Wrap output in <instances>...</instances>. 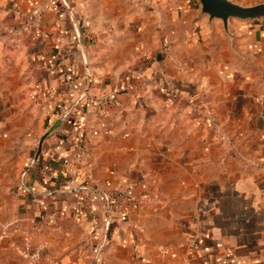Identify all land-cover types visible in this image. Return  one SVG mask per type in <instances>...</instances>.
Masks as SVG:
<instances>
[{
  "label": "crops",
  "instance_id": "0c3cea01",
  "mask_svg": "<svg viewBox=\"0 0 264 264\" xmlns=\"http://www.w3.org/2000/svg\"><path fill=\"white\" fill-rule=\"evenodd\" d=\"M9 224L0 264H264V18L0 0Z\"/></svg>",
  "mask_w": 264,
  "mask_h": 264
},
{
  "label": "water",
  "instance_id": "95a60500",
  "mask_svg": "<svg viewBox=\"0 0 264 264\" xmlns=\"http://www.w3.org/2000/svg\"><path fill=\"white\" fill-rule=\"evenodd\" d=\"M198 2L200 4L201 13L206 14L210 20H220L225 29H227L229 19L253 20L264 18V3L243 7L229 0H198ZM57 124L58 123H56V125ZM43 138L44 137L39 140L38 148Z\"/></svg>",
  "mask_w": 264,
  "mask_h": 264
},
{
  "label": "built area",
  "instance_id": "2783aa9c",
  "mask_svg": "<svg viewBox=\"0 0 264 264\" xmlns=\"http://www.w3.org/2000/svg\"><path fill=\"white\" fill-rule=\"evenodd\" d=\"M165 45H167V43H165ZM12 230H14L12 228V224L5 225L0 228V243L12 233Z\"/></svg>",
  "mask_w": 264,
  "mask_h": 264
}]
</instances>
